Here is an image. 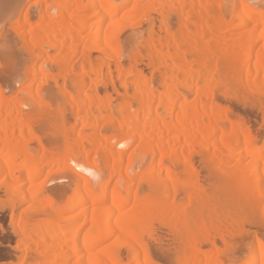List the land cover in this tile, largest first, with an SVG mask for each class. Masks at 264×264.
I'll return each mask as SVG.
<instances>
[{"label":"bare ground","instance_id":"obj_1","mask_svg":"<svg viewBox=\"0 0 264 264\" xmlns=\"http://www.w3.org/2000/svg\"><path fill=\"white\" fill-rule=\"evenodd\" d=\"M34 1L0 0V188L23 209L16 263L161 264V251L226 264L216 241L264 218V138L220 101L255 97L264 114V11L226 0L229 29L224 0ZM130 143L136 155L116 147ZM136 160L141 173L123 171ZM247 255L238 264H264L263 240Z\"/></svg>","mask_w":264,"mask_h":264},{"label":"rangeland","instance_id":"obj_2","mask_svg":"<svg viewBox=\"0 0 264 264\" xmlns=\"http://www.w3.org/2000/svg\"><path fill=\"white\" fill-rule=\"evenodd\" d=\"M32 2V3H31ZM35 1L33 0H31V1H29L28 0V3H26V6L28 7V6H30L31 4H33ZM225 2H226V0H224L223 2H222V4H221V6L220 7H222L223 9H224V11H223V9L221 8V10H222V12L224 13V16H225V19H226V21H227V23L229 24V29H231L233 26H234V24L233 23H236V22H234L235 20V9L236 8H234L233 6H232V4H225ZM247 2H250V3H252V6H253V9H255V10H261V11H264V0H247ZM29 4V5H28ZM34 9V7H31V13H32V11L34 12V13H32L33 14V20H34V18H37L36 20H34L33 22H37V20H38V16H39V12L37 13V10H33ZM36 13H37V15H36ZM97 19V18H96ZM5 22V28H6V32H9L10 34H12L13 32H12V30H11V28H10V26H9V24H8V20L6 21H4ZM9 26V27H8ZM247 27V26H246ZM250 28V26L249 27H247L246 29H243V30H238L237 31V33L235 34V35H239V33H241L242 31H246L247 29H249ZM138 29V27H136L135 26V24L134 25H130V26H128V27H126L125 28V30H124V32H122V35H120V43H121V45H123V46H121L122 47V51L124 52L123 53V55L125 56H128V53H130L131 51H132V45L131 44H129L130 43V39H131V37H132V35L134 34V33H136V31H138L137 30ZM233 29V28H232ZM11 30V31H10ZM135 31V32H134ZM230 31V30H229ZM231 32V31H230ZM132 34V35H131ZM135 35V34H134ZM127 38V39H126ZM126 44V45H125ZM125 45V46H124ZM129 46V47H128ZM131 47V48H130ZM129 48V49H128ZM86 54L85 55H89V56H91V57H94V58H96V57H100V58H102L103 60H105L106 59V57L104 56V54L102 53V52H100V51H96V50H90V51H87V52H85ZM125 56V57H126ZM120 91V90H119ZM121 92V91H120ZM114 95V94H113ZM42 96H44L45 97V95L43 94ZM115 96V97H114ZM113 96V99L115 98V100L117 101V96L116 95H114ZM231 96V98H232V96L233 95H229L227 98H229ZM224 98H225V100H226V102L228 103H224L225 102V100H224ZM231 98H229L230 100H229V102H228V99H226V97H222L221 96V103L226 107L227 105H228V108H227V110L229 111V113L231 114V117L234 115L233 113H235L236 115H238L239 117H237L238 119H240L241 120V118H243L244 117V119H242V121L244 120L245 121V123H247V124H249L248 126H250V127H252V125H253V129H252V131H253V133H254V135L258 138V140H262L263 138H264V114L262 113V112H260V107H261V102H256L254 99H255V97H253V98H251V100L253 99V101H251L250 99V101H248V103H247V106H249V110H251L250 112L249 111H247L248 109L246 108L247 106H241V107H244V108H246V110H243L241 107H240V105H242L244 102H246L247 100H245L244 102L242 101V100H244V99H242L241 98V100H240V98L239 97H233V99L232 100H238L237 101V103L239 102V104H238V106H237V103H236V105H235V102L234 101H231ZM236 98H238V99H236ZM256 98H257V100L259 101V99H258V97L256 96ZM191 100V99H190ZM223 100H224V102H223ZM264 99H261V101H263ZM60 101H61V99H60ZM241 101V102H240ZM115 101L113 100V102H112V104H113V107L115 106L114 103ZM234 103V105H233V103ZM250 102V103H249ZM64 102H63V100L61 101V106H62V104H63ZM118 102H116V104H117ZM230 103L232 104V106H230ZM251 103H252V105H251ZM254 103H255V105H254ZM227 104V105H226ZM245 104V103H244ZM262 104H264V102L262 103ZM256 105H259V106H257L256 107ZM60 106V107H61ZM234 106V107H233ZM237 106V107H236ZM253 106V107H252ZM256 107V109H254L253 110V108H255ZM230 107V108H229ZM240 107V108H239ZM252 107V108H251ZM233 108H236V109H233ZM230 109V110H229ZM237 109H238V111H237ZM259 109V110H258ZM233 110H235L234 112H233ZM115 111V109L113 110V112ZM240 111H242V112H240ZM245 111H247V112H245ZM259 111V112H258ZM116 112V111H115ZM113 113V117L114 118H117L118 117V115H117V112L116 113ZM231 112H233V113H231ZM238 113H241L242 115H240V114H238ZM233 114V115H232ZM244 114V115H243ZM247 115H248V117H247ZM68 116H71L70 114H68ZM67 116V117H68ZM241 116H243V117H241ZM252 116V117H251ZM241 117V118H240ZM69 118V120H70V124H72V126H74V128H75V133H74V137H76V135H78L79 134V132H80V125H78V128H77V125L75 126L74 125V116H71V117H68ZM233 118H236V117H232L231 119H233ZM248 118V119H247ZM237 119V120H238ZM248 121V122H247ZM252 121V122H251ZM253 123V124H252ZM227 125V124H226ZM225 125V126H226ZM227 127H228V125H227ZM78 129V130H77ZM79 131V132H78ZM103 132V134L105 135V131L103 130L102 131ZM102 134V133H101ZM33 135H31L29 138H34V139H32L33 140V142L32 143H30L29 144V148H31V150H33V152H35V151H37L36 153L37 154H40V152L37 150V147H36V141L34 142V140L36 139V137H32ZM76 139V138H75ZM213 141V140H212ZM132 144V145H131ZM259 144L261 145V142H259ZM129 145V146H128ZM135 145L136 144H133V143H130V144H127L126 146H128V147H126V148H122V147H124V146H122V145H120V146H116V147H118L117 149L120 151H123V150H126L127 151V153H128V155L130 156V154L131 153H133V151H134V155H136V149H134V148H136L135 147ZM259 145V146H260ZM122 148V149H121ZM132 155V154H131ZM129 166H131V167H129ZM142 166H143V163H141L140 161H134V163L132 164H129L128 162H126V163H124V166H123V171L124 172H127V170H128V173L130 174V175H135V174H139V173H141V171H142ZM129 167V168H128ZM126 170V171H125ZM83 173H85V175L86 174H89L87 177H89V178H91L92 179V181L94 182V181H96L95 179H93V177H92V171L90 170H88V172L86 171V172H83ZM91 173V174H90ZM131 173H133V174H131ZM2 177H3V175H1L0 176V181H1V179H2ZM45 180V176L44 177H42L41 178V180L40 181H38V183H40V182H43ZM50 181H52V180H50V179H47V182L48 183H46L47 184V188H49V189H51V188H53V186L55 185V183L54 182H50ZM61 183H65L66 185H67V183L68 182H61ZM57 184H59V183H57ZM207 184V183H206ZM61 185H63V184H61ZM72 186V185H71ZM70 186V187H71ZM205 186H207V185H205ZM72 189H73V186H72ZM135 189V191H138V189L135 187L134 188ZM142 191V192H141ZM143 191L144 190H142L141 188H140V190L138 191L139 193H143ZM4 197V198H3ZM6 199V200H5ZM63 199L65 200V197H63ZM62 199V200H63ZM63 200V201H64ZM8 202V203H7ZM4 205V206H3ZM10 204H9V201L7 200V198H5V195H4V192H3V190L0 188V264H17L16 262H18L19 260H18V258H20L21 257V255L23 254V252H24V248H23V246L22 245H20V243H19V241H20V239L18 240V236L16 235V231H17V229H18V226H16L17 225V218H18V216H20L19 214L22 212V208H19V209H15L14 211L13 210H11L12 208H10ZM45 218H44V216H37L36 218L34 217V219L32 218V224H34V225H38L39 223H41V221H43ZM264 219V218H263ZM262 219V220H263ZM261 220V221H262ZM244 221V220H243ZM247 221H249V224H248V222H242L241 224H243V225H241V226H238V227H240V228H238V229H234V230H232L231 231V235H228V236H226V237H224V239L222 240V241H220L219 240V242L218 241H216V243H215V246L217 245V243H219V247L220 248H218V246H216L218 249H221L220 251H222L223 252V254H224V261H225V263L226 264H238V263H241L242 261H245L246 259H248V255H247V253H248V251H249V249L252 247V242H253V239L257 236V237H259L261 240H263V242H264V220H263V222H261V221H258V222H255L256 220H254V222L253 221H250V220H247ZM262 223V225H261V223ZM248 225H247V224ZM252 223V224H251ZM258 223V224H257ZM256 226H255V225ZM252 225V226H251ZM254 225V226H253ZM258 225H261V226H258ZM17 228H16V227ZM14 237V238H13ZM16 238V239H15ZM10 239V240H9ZM18 243V244H17ZM221 243V244H220ZM123 251H124V249H123ZM154 251H157V250H155L154 249ZM153 250H152V252H154ZM126 252V251H125ZM160 252L161 251H159V253H153V255H154V259L155 260H157V259H159L158 261H160V260H162L160 263L162 264H166V263H168V264H170L169 262H171L170 260H172V258L170 257V254L169 253H165V255H169V258L167 257V259H166V256L163 254V252H161V254H160ZM160 257V258H158V256ZM162 255H164V256H162ZM156 257H157V259H156ZM165 257V258H164ZM247 257V258H246ZM163 258H164V260H163ZM171 258V259H170ZM11 260V261H10ZM169 260V261H168ZM174 262V259L172 260V263ZM175 263V262H174Z\"/></svg>","mask_w":264,"mask_h":264}]
</instances>
